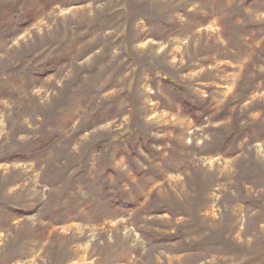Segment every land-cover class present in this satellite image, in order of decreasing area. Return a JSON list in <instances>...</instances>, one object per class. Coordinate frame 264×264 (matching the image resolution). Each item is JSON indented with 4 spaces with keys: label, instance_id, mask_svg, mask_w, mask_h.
Listing matches in <instances>:
<instances>
[{
    "label": "rangeland",
    "instance_id": "rangeland-1",
    "mask_svg": "<svg viewBox=\"0 0 264 264\" xmlns=\"http://www.w3.org/2000/svg\"><path fill=\"white\" fill-rule=\"evenodd\" d=\"M0 264H264V0H0Z\"/></svg>",
    "mask_w": 264,
    "mask_h": 264
}]
</instances>
